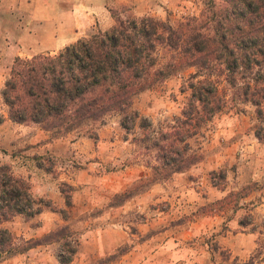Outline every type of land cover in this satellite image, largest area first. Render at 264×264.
<instances>
[{"label":"rangeland","instance_id":"374dc122","mask_svg":"<svg viewBox=\"0 0 264 264\" xmlns=\"http://www.w3.org/2000/svg\"><path fill=\"white\" fill-rule=\"evenodd\" d=\"M53 1L0 0V171L23 179L32 197L49 204L0 227L24 239L67 227L61 237L52 235L57 240L0 264H63L57 258L63 244L75 248L65 264H264V145L250 129L249 105L214 115L188 140L200 160L147 185L146 164L154 160L138 118L128 132L107 115L91 126L95 138L80 131L55 139L33 123L8 118L1 89L13 57L57 51L56 36L72 30L66 20L46 18ZM178 1L166 14L171 23L202 8V0ZM112 9L121 18L135 14L132 2ZM96 29L105 28L91 23L82 37ZM192 71L136 95L133 107L148 130L164 129L179 115L186 95L180 85ZM218 87L228 96L225 83Z\"/></svg>","mask_w":264,"mask_h":264},{"label":"trees","instance_id":"16d2710c","mask_svg":"<svg viewBox=\"0 0 264 264\" xmlns=\"http://www.w3.org/2000/svg\"><path fill=\"white\" fill-rule=\"evenodd\" d=\"M198 15L171 23L168 17L131 14L123 18L109 8L112 23L57 48L26 57L15 55L3 82L1 98L8 118L33 123L50 139L84 131L115 115L128 132L139 119L141 141L152 151L146 164L151 184L184 172L200 157L188 140L224 109L242 112L249 105L251 131L264 145V0H202ZM124 9L125 5L118 6ZM116 12V13H115ZM192 68L180 85L186 91L179 115L158 131L140 118L133 100L143 90L163 87L166 79ZM225 83L228 96L219 89ZM221 174L219 175V179ZM68 203V196L65 195ZM48 201L32 197L27 183L8 170L0 171V224L14 216L30 218ZM66 225L39 238H15L0 227V258L55 241ZM57 254L68 263L74 247L63 244ZM121 249L111 254L121 253Z\"/></svg>","mask_w":264,"mask_h":264},{"label":"crops","instance_id":"0c3cea01","mask_svg":"<svg viewBox=\"0 0 264 264\" xmlns=\"http://www.w3.org/2000/svg\"><path fill=\"white\" fill-rule=\"evenodd\" d=\"M131 2L135 14L150 15L159 19H164L170 9L179 5L178 0H54L46 18L55 21L63 19L72 26L71 32L56 34L54 45L61 47L82 36L86 28L94 22L99 27L107 28L112 23L108 9L130 5Z\"/></svg>","mask_w":264,"mask_h":264}]
</instances>
